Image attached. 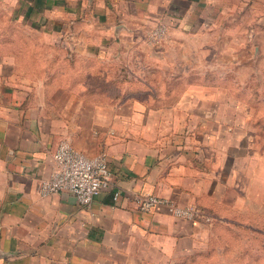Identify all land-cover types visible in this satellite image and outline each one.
<instances>
[{"label":"crops","instance_id":"1","mask_svg":"<svg viewBox=\"0 0 264 264\" xmlns=\"http://www.w3.org/2000/svg\"><path fill=\"white\" fill-rule=\"evenodd\" d=\"M243 3L0 0L4 21L28 32L0 37V264H163L259 199L264 158L250 135L231 132L227 88L180 87L165 78L192 73L145 69L171 60L187 34L211 46L220 16ZM161 21L168 37L155 44ZM62 139L108 154L112 186L88 204L40 192ZM148 192L197 204L213 222L143 210Z\"/></svg>","mask_w":264,"mask_h":264},{"label":"rangeland","instance_id":"2","mask_svg":"<svg viewBox=\"0 0 264 264\" xmlns=\"http://www.w3.org/2000/svg\"><path fill=\"white\" fill-rule=\"evenodd\" d=\"M244 2L220 16V29L209 34L211 46L200 43L201 39L205 43L208 36L204 38L201 34L197 39L187 34L182 38L187 46L173 48L171 60L149 63L145 69L179 72L178 75L186 71L192 73V78L174 79L175 74L165 78V82L174 81L180 87L190 81L196 85L220 84L227 88L224 99L229 104V119H232L229 125L232 123L235 129L231 132L250 135L264 158V0ZM6 17L0 7V37L12 39V35L28 33L20 28L12 29L8 25L11 20L4 21ZM153 82L163 84L161 78ZM232 106L237 108L233 110ZM247 203L252 206L245 204L229 218L217 220L208 237L196 248L166 259L163 264H264L262 167L259 199Z\"/></svg>","mask_w":264,"mask_h":264},{"label":"built area","instance_id":"3","mask_svg":"<svg viewBox=\"0 0 264 264\" xmlns=\"http://www.w3.org/2000/svg\"><path fill=\"white\" fill-rule=\"evenodd\" d=\"M168 34L167 22L157 23L150 31L149 38L159 44ZM55 168L51 175L41 181L40 192L49 195L61 191L72 192L79 203L92 202L97 194L112 186L113 171L109 164L108 154L101 151L88 155L78 149L70 140L62 139L54 151ZM120 191H114V198ZM138 206L150 210L157 205H164L177 217L187 220H204L212 222L211 213L197 204H180L172 198L148 192L137 197Z\"/></svg>","mask_w":264,"mask_h":264}]
</instances>
